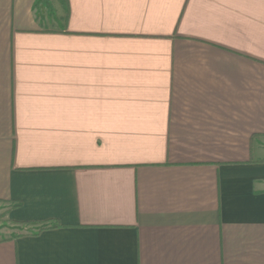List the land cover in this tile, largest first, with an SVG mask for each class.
Returning a JSON list of instances; mask_svg holds the SVG:
<instances>
[{
	"label": "crops",
	"instance_id": "obj_1",
	"mask_svg": "<svg viewBox=\"0 0 264 264\" xmlns=\"http://www.w3.org/2000/svg\"><path fill=\"white\" fill-rule=\"evenodd\" d=\"M65 1L0 0V264H264V0Z\"/></svg>",
	"mask_w": 264,
	"mask_h": 264
},
{
	"label": "rangeland",
	"instance_id": "obj_2",
	"mask_svg": "<svg viewBox=\"0 0 264 264\" xmlns=\"http://www.w3.org/2000/svg\"><path fill=\"white\" fill-rule=\"evenodd\" d=\"M64 0H38L36 4V14L41 25H46L53 17L58 9L62 6ZM18 229L12 223L5 221L2 211H0V238L7 237L12 234V232H17Z\"/></svg>",
	"mask_w": 264,
	"mask_h": 264
},
{
	"label": "trees",
	"instance_id": "obj_3",
	"mask_svg": "<svg viewBox=\"0 0 264 264\" xmlns=\"http://www.w3.org/2000/svg\"><path fill=\"white\" fill-rule=\"evenodd\" d=\"M61 2V0H60ZM37 4V3H36ZM62 6L64 7V9L66 11H68L67 7H66V1L64 0L62 3ZM57 223L50 221V222H42V223H16V226L18 231L17 232H12V234L10 235L11 237H19L21 235H23L24 233H31V234H35L38 230L45 228V227H56Z\"/></svg>",
	"mask_w": 264,
	"mask_h": 264
}]
</instances>
